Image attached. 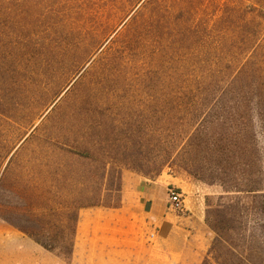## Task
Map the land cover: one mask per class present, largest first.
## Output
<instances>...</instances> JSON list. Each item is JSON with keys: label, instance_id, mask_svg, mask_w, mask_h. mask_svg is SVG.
Segmentation results:
<instances>
[{"label": "trees", "instance_id": "trees-1", "mask_svg": "<svg viewBox=\"0 0 264 264\" xmlns=\"http://www.w3.org/2000/svg\"><path fill=\"white\" fill-rule=\"evenodd\" d=\"M164 2L147 0L142 9L139 6L128 28L116 32L102 48L105 56L128 55L136 51L132 46L136 43L147 49L153 40L159 55L183 61L186 55L179 39H163L169 17ZM230 10L231 16L241 14L244 21L222 27L214 23L209 32L207 26L199 28L206 40H201L195 57L198 71L186 67L156 75L165 83L152 84L144 93L150 99L161 98L170 119L177 117L180 122L172 123L167 134L165 163L172 159L170 149L181 141V146L197 149L201 161L214 164L217 169L212 174L226 193L214 206L206 204L205 222L214 237L201 264H264V1L247 4L241 12L239 7ZM94 13L86 11L87 18L70 27L71 44L46 47L14 37L16 49L3 44L8 32L0 16V68L5 73L10 70L6 62L11 59L15 60L11 70L32 76L34 63L29 67L21 63L29 61L32 49L41 57L69 46L84 47L91 40V45L100 42L96 36L106 24L91 21ZM174 18L178 22L177 15ZM191 26L195 33L198 24ZM176 30L177 38L181 33ZM106 125L74 111L64 127L67 139H43L51 156L43 152L36 157L39 174L33 181L29 172L10 179L17 149L5 156L10 155L0 173V219L63 260L72 255L82 208H117L121 203L122 165L128 157L121 145L124 138L108 145Z\"/></svg>", "mask_w": 264, "mask_h": 264}, {"label": "rangeland", "instance_id": "rangeland-1", "mask_svg": "<svg viewBox=\"0 0 264 264\" xmlns=\"http://www.w3.org/2000/svg\"><path fill=\"white\" fill-rule=\"evenodd\" d=\"M143 1L0 0V16L5 19L4 31L8 32L3 44L5 47L11 44L12 49L17 48L14 37L20 42L32 39L46 47L54 43L71 44L74 35L69 29L87 18L86 11L87 14L95 11L89 16L91 21H105V28L96 36L100 42L94 45L91 40L84 47L69 46L64 51L47 52L41 57H37L36 49L30 48L33 51L27 56L30 62L21 63L28 67L34 63L36 73L32 76L11 70L10 63L15 60H7L6 67L10 70L6 73L0 68V173L10 156L5 157L6 154L17 149L10 179L29 172L31 180H36L39 174L36 157L43 152L51 156L43 139H67L64 127L74 111L95 121L103 120L107 123L104 129L108 145L113 146L117 137L124 138L121 145L128 158L123 159L122 165L121 203L123 200L124 216L135 214L137 217V264H144L145 257L154 253L152 245L158 243L161 235V226L155 223L146 207L147 197L164 199L163 211L157 212L159 215L183 214L184 211L174 212L167 202L168 190L174 188L181 193L187 207L201 203L205 214L207 203L214 206L219 197L226 194L212 174L217 168L201 161L197 149H188L178 141L170 149L172 159L165 163L167 134L172 123L179 125L180 122L177 117L170 119L161 98L150 99L144 91L150 90L152 84H164L163 78L158 80L156 75L171 69L181 71L190 67L192 72L200 69L195 57L199 55L201 40H206L200 27L205 30L207 26L209 32L214 23L222 27L243 22L244 17L231 16L230 9L239 7L241 12L243 6L264 0H165L169 17L168 33L163 39H179L178 44L183 46L186 55L183 61L159 55L158 44L153 40L147 49H140L136 43L132 45L135 52L106 57L102 48L116 32L117 35L122 33L131 24L133 17L130 16L139 6L144 7L147 0ZM194 22L199 26L195 33L191 26ZM176 29L181 33L177 38L174 37ZM134 89H138L137 95ZM2 226L14 229L0 219ZM210 231L209 247L214 237V232ZM95 252L99 255V251ZM94 260L99 262L101 258L95 256Z\"/></svg>", "mask_w": 264, "mask_h": 264}, {"label": "crops", "instance_id": "crops-1", "mask_svg": "<svg viewBox=\"0 0 264 264\" xmlns=\"http://www.w3.org/2000/svg\"><path fill=\"white\" fill-rule=\"evenodd\" d=\"M146 200L148 212L161 226V235L156 245L149 244L154 253L145 257L144 264H201L211 238L201 203L187 207L182 199L177 211L183 214L159 215L164 199L149 196ZM123 203L117 208L88 207L79 213L69 260L44 249L18 229L2 226L0 264H137V217L124 216ZM95 256L101 258L100 263Z\"/></svg>", "mask_w": 264, "mask_h": 264}, {"label": "built area", "instance_id": "built-area-1", "mask_svg": "<svg viewBox=\"0 0 264 264\" xmlns=\"http://www.w3.org/2000/svg\"><path fill=\"white\" fill-rule=\"evenodd\" d=\"M167 202L172 210H180L182 207L181 193L177 189L169 188Z\"/></svg>", "mask_w": 264, "mask_h": 264}]
</instances>
